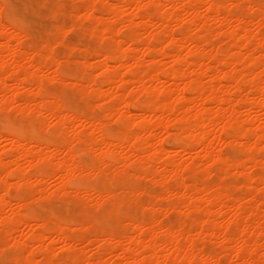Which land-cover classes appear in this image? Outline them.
Segmentation results:
<instances>
[{
	"label": "bare ground",
	"instance_id": "obj_1",
	"mask_svg": "<svg viewBox=\"0 0 264 264\" xmlns=\"http://www.w3.org/2000/svg\"><path fill=\"white\" fill-rule=\"evenodd\" d=\"M83 1L76 5L74 23L88 19L90 34L105 49H79L75 41L71 46L93 55L94 62L56 58L54 46L63 42L55 34L58 41L32 42L26 50L22 42L30 34L0 19V110L23 119L21 130L48 133L42 141L10 135L11 146L0 155V253L7 251L14 264H211V258L233 252L242 264H264V125H256V112L264 109V0ZM50 6L60 12L66 5L55 0ZM254 16L259 18L255 31L250 29ZM211 59L215 65L207 63ZM54 63H63L60 69L73 66V73L63 76ZM19 70L21 77L15 74ZM208 73L211 83L202 80ZM66 89L79 102L71 112L62 101ZM127 94L132 100H125ZM241 103L248 107L245 117ZM157 129L177 144L166 148L163 138L156 140ZM221 141L244 155L224 154L222 147L216 149ZM197 147L199 159L198 153L191 161L189 155L179 162L171 157L173 151L191 153ZM77 154L90 161L79 162ZM24 162L31 163L26 171L35 165L41 173L32 178ZM251 165L260 172L247 173ZM213 169L219 177L240 176L237 186L249 194L233 198L234 182L209 183ZM52 174L59 181L47 191L44 182ZM134 176L150 177L162 191L143 202V189L116 188ZM83 185L89 190H81ZM13 189L15 211L9 199ZM56 197L85 202L76 215L49 211L41 218L29 212L30 201ZM94 208L117 223L127 209L150 212L146 220L133 217L123 229L104 230L92 217ZM159 211L174 215V223L164 224ZM220 233L218 252L206 250L203 244Z\"/></svg>",
	"mask_w": 264,
	"mask_h": 264
},
{
	"label": "rangeland",
	"instance_id": "obj_2",
	"mask_svg": "<svg viewBox=\"0 0 264 264\" xmlns=\"http://www.w3.org/2000/svg\"><path fill=\"white\" fill-rule=\"evenodd\" d=\"M63 5H66V6H63L62 7V10L60 11V12H55L54 11V7L53 6H50L52 3H54L55 2V0H50V1H48L47 2V0H7V2L8 3H10V4H12V5H14V9H13V12L12 13H9V11H7V10H3V9H0V19L2 20V21H4V23H7V24H9L10 26H12V28H14V29H17V30H20V31H23V32H25L26 34H27V32H28V34H32L33 36H30V35H28V37L22 42V46H25V48L24 47H22V48H24V49H26V50H30V44L29 43H31L32 44V42H33V44L35 43V44H37V45H41L45 40H47V39H49L50 38V40H56V41H58L57 39H59V37L61 36V39H59L60 41H62L63 43H62V45H55L54 46V55H55V57L56 58H58V59H60V60H62V59H69V60H71V59H73L72 61H76V60H90L91 62H94L96 59H95V57L93 56V55H91V54H89V55H87V54H84L83 52H82V50H79V49H82L81 47H83L84 46V48L85 47H88L89 49H97V50H99V51H103L104 49H105V47L103 46L102 47V45H103V42H101V47L103 48V49H101V47H100V42L99 41H101L100 40V38L98 37V36H94L93 37V35H91L90 34V31H89V28H88V26H90V22H89V20L88 19H83V18H80L79 20H78V22H75L74 23V20H73V18L72 17H74L73 16V14L76 12V7H78V6H80L81 4H83V0H59ZM162 1H164V0H162ZM252 2H254V3H256L255 2V0H251ZM5 2V0H0V4H3ZM33 2V3H32ZM32 3V4H31ZM38 3H40L39 4V6H38ZM44 3V4H43ZM66 3V4H65ZM34 5V6H33ZM54 5V4H53ZM69 5V6H68ZM76 5H78V6H76ZM16 6V7H15ZM26 6V7H25ZM50 6V7H49ZM75 6V7H74ZM53 9V11H52V9ZM28 10V11H27ZM36 10V11H35ZM203 10V11H202ZM201 10V12L203 13H205V10L204 9H202ZM50 11H52V12H50ZM54 12H55V14H54ZM59 13V14H58ZM66 13H67V15H66ZM71 13V14H70ZM70 15V16H69ZM181 15L183 16V17H185V16H187L188 18L190 17V14L189 13H186V12H184V11H181ZM50 16V17H49ZM56 16V17H55ZM244 16H246V17H248L249 16V14L248 13H245L244 14ZM13 17H15L16 19H19V20H21V21H23V23H17L16 22V19H14ZM55 17V18H54ZM187 17H185V18H187ZM230 18V20L232 19L231 17H229ZM82 20V21H81ZM258 20H259V18H258V16L256 17V16H254L253 17V20H252V22H251V24H250V29L252 30L253 29V31H255V30H257L258 28ZM59 21V22H58ZM209 21H210V23L213 21L212 20V18L211 19H209ZM71 23V24H70ZM212 23H214V21L212 22ZM174 24V23H173ZM68 25V26H67ZM72 25H74L73 27H71ZM86 25H88V26H86ZM257 25V26H256ZM30 26V27H29ZM99 28H101V26L99 25L98 26ZM230 26H226V28H229ZM66 28V29H65ZM68 28V29H67ZM71 28V29H70ZM231 28V27H230ZM257 28V29H256ZM65 29V31L63 32V30ZM255 29V30H254ZM27 31V32H26ZM124 31V30H123ZM122 31V32H123ZM99 32V31H98ZM125 32V31H124ZM123 32V33H124ZM122 33V34H123ZM50 34H52V36L50 35ZM53 34H55L56 36H58L59 35V37L56 39V37L53 35ZM65 34V35H64ZM64 35V36H63ZM30 36V37H29ZM54 36V37H53ZM87 36V37H86ZM44 37H45V39H44ZM66 38V39H65ZM44 39V40H43ZM65 39V40H64ZM218 40H223V34L222 33H220L219 34V38H218ZM66 41V42H65ZM74 43H73V42ZM96 41H98V43H96ZM24 42H25V44H24ZM77 44L78 45V47H80L79 49H77V48H72V46L71 45H73V44ZM81 43H83V44H81ZM64 44H66V45H64ZM87 44V45H86ZM92 44V45H91ZM96 44V45H95ZM99 44V45H98ZM37 45L35 46L34 45V48H36L37 47ZM89 45H91V46H89ZM57 46V47H56ZM58 46H59V48L61 49V50H63L65 53H63V51L61 52L62 54L60 55V57L59 56H57L55 53L57 52V50H58ZM62 46H64V47H62ZM71 46V47H70ZM94 46V47H93ZM66 47H70L71 49H69V48H66ZM32 48V47H31ZM39 47H37V49H38ZM250 48H253V46L251 47L250 46ZM58 50V52H60L61 50ZM73 49V50H72ZM251 50V49H250ZM244 51H246L245 49H244ZM58 52H57V54H58ZM77 52V53H76ZM69 53V54H68ZM82 53V54H81ZM67 54V55H66ZM83 55V56H82ZM71 56V57H70ZM94 59V60H93ZM168 60V62L170 61L171 62V60H172V58L170 59V58H167ZM214 59H211V60H209V61H207V63H209L210 65H215L216 63H215V60L213 61ZM167 62V63H168ZM169 62V64H172V63H170ZM173 62V61H172ZM63 64V63H62ZM62 64L60 65V64H58V66H57V64H55L54 63V65H53V67H56L57 66V68H58V71H59V73L60 74H63V76H65L66 75V73H67V76L66 77H69L72 73H73V66H71V67H66V66H64L63 67V69H60V67L62 68ZM56 65V66H55ZM241 64H238L237 65V68H241ZM226 69H228L227 67H225ZM50 71H52V70H50ZM22 71L21 70H19V71H16V76H19V77H21V74H23V72L21 73ZM63 72V73H62ZM65 72V73H64ZM50 73V72H49ZM212 75V73H210V75H209V73L206 75V76H203L202 77V80L203 81H205V82H207V83H211V82H213V76H211ZM228 85V84H227ZM53 88H57V86L58 85H56V83H53L52 85H51ZM228 88H229V86H228ZM232 90V89H231ZM66 92L67 93H70L71 94V96H72V98H73V105H72V111L73 110H75V108H76V106H78V104H79V102H78V100L77 99H75L76 97H73V95H72V92L69 90V89H66ZM40 95H42V94H38L37 95V98H39V99H42V98H46L47 96H46V94H44L45 96H41L40 97ZM125 96V95H124ZM125 98V100L126 101H129L130 99L132 100V97L131 96H129L128 94L124 97ZM75 99V100H74ZM93 99V100H92ZM90 100H91V102L92 103H98V101H97V99L95 98V97H93V96H90ZM63 101V100H62ZM196 102H194V105H195V107L196 106H200L199 105V103H196ZM64 104V103H63ZM198 104V105H197ZM214 104H207L206 106H208V107H214L215 108V106L216 105H214ZM65 106V105H64ZM241 106H242V108L241 107H239V111L242 113V112H245V113H242L241 115L242 116H247L248 115V111L246 110V109H248V107L246 108V105L244 104V103H241ZM66 107V106H65ZM1 108V107H0ZM197 108V107H196ZM3 109V108H2ZM2 109L0 110V135L1 134H3L4 136H2V137H0V155H3V151L6 149V148H9L10 146H11V140L9 139L10 138V135L11 136H13V135H17V136H19V137H21V139H27V140H29V141H35V140H38V141H42L43 139H44V134H40V133H38L36 130H33V131H31V133H26V132H21V127H20V125L23 123V119H21L19 116H16L15 117V115H13V113H11V112H9V111H3L2 112ZM259 109V108H258ZM244 110V111H243ZM246 110V111H245ZM263 110V111H262ZM259 111V112H258ZM261 111V112H260ZM10 113V114H9ZM247 113V114H246ZM244 114V115H243ZM256 114H257V116H258V118H259V120H258V122H257V124L256 125H258V123L259 124H263L264 125V109H260V110H257V112H256ZM12 115V116H11ZM18 118V121L17 120H15V118ZM11 118V119H10ZM51 118V117H50ZM53 118V117H52ZM51 118V120H52V122H53V119ZM219 126V125H218ZM11 127H13V128H11ZM14 127H15V129L17 128L18 129V127H20L19 128V130H17V132H13L15 129H14ZM82 128V127H81ZM6 129V130H5ZM12 129H14V130H12ZM160 129H157L156 130V132L158 133L157 135H156V140H160L161 138H163L162 139V143L164 144V146L166 147V148H172V147H174L176 144H177V142H175L176 140H174V137L173 136H169V135H167L163 130H160ZM19 132H21V133H19ZM10 133H12V134H10ZM36 133V134H35ZM167 135V136H166ZM37 136H39L40 138L38 139L37 138ZM158 136V137H157ZM7 138V139H6ZM168 142H167V141ZM10 141V142H9ZM161 142V141H160ZM224 145V146H223ZM222 147V149H219V148H221ZM216 149H219V150H222V152L224 153V154H229L228 156H230L231 158H233V159H238V158H240V157H242L244 154H242V153H240V152H238V151H236V149L235 148H230V146H228V145H226V144H224L222 141H221V143L220 142H218L217 144H216ZM235 149V151H233ZM189 150V149H188ZM198 150H200V147H197L195 150H191L192 152L190 153L189 151L187 152V151H184V152H182L181 150H177V151H179V152H176V151H173V152H171L172 154H171V157H173L174 158V160H176V161H184L183 159L184 158H181V157H185V158H187L188 157V155H189V161H191L192 159H194L193 157L196 155L195 153H198L197 155H196V158H200V156L199 157H197L198 155H200L199 154V152H196V151H198ZM227 150V151H226ZM181 152V153H180ZM186 152V153H185ZM194 153V154H193ZM200 153H201V151H200ZM183 154V155H182ZM187 154V155H186ZM174 155V156H173ZM180 157H179V156ZM191 156H192V159H191ZM75 158H76V160H78V159H81L79 162H89L90 161V157L89 156H79L78 154L75 156ZM172 158V159H173ZM187 158V159H188ZM75 160V161H76ZM185 161H186V159H185ZM188 161V160H187ZM188 161V162H189ZM78 162V161H77ZM30 164V166H31V163H28V162H24V165H26V166H24V169L25 168H27L28 167V165ZM33 165V164H32ZM29 166V167H30ZM253 166L251 165V166H248V167H246L245 168V171L247 172V173H259L260 172V170H259V172H258V167L257 168H252ZM39 167L38 166H35V165H33L32 167H30V168H28L27 169V171H26V169H25V172L29 175V176H31L32 178H33V176H38L40 173H41V171L38 169ZM214 172H216L215 174L216 175H214ZM246 173V174H247ZM186 174H188V173H185V175ZM218 173H217V171H215V169H213V175L212 176H210L209 178H208V182L210 183V181H212V184L213 183H216L217 182V180L219 181V180H225V182L227 181V183L228 182H234V184H235V186L237 187V188H235V187H233L232 189L234 190H232L231 189V193H232V196H233V198L234 197H236V198H238V197H240V196H247L249 193L246 191V190H244V189H240L237 185L240 183V181H241V177L240 176H235V177H233L232 179L230 178V177H227V178H223V177H221L222 176V174H220L221 176L219 177V174L217 175ZM53 175H55V174H52V175H49L48 176V178L46 177V179L45 180H47L46 182H44V187H46V190L47 191H52V188L53 187H55V186H57V184H58V177L56 178L58 181H56V179H55V176H57V175H55V176H53ZM189 175V174H188ZM188 175H186V178L188 179ZM51 176V177H50ZM215 176V177H214ZM34 177V178H35ZM140 177H141V179H140ZM136 176H134V177H131V179H130V181L129 182H127V183H119V184H117V186H116V188L118 189V190H120V189H123V188H126V187H129V188H132V187H138V188H141L140 190H142L143 191V202H145V201H147V200H149L150 198L151 199H154V197L157 195V194H159L160 193V191H162V188H161V186L158 184V183H156V182H154L153 180H151L150 179V177L149 178H146V177H144V179H142L143 177L142 176H139V179L138 178H136ZM145 178H146V180H145ZM190 178V177H189ZM10 179H12L11 178V176H10ZM217 179V180H216ZM238 181V182H237ZM56 184V185H54V184ZM237 183V184H236ZM53 184V185H52ZM130 184V185H129ZM140 184H141V186H140ZM139 185V186H138ZM100 186V185H99ZM262 185H260V187H261ZM70 187V189H75V187H76V185L75 184H72V185H70L69 186ZM101 187V186H100ZM56 188V187H55ZM54 188V189H55ZM158 190V191H157ZM233 191V192H232ZM238 192V194H236ZM260 192L261 191H256V195H258L257 193H259V195H260ZM247 195H246V194ZM17 194H18V192L16 191V190H14L13 189V191H12V197H11V195H10V197H9V199L12 201V203H11V205H10V207L15 211L16 209H17V206H18V203H17V199H18V196H17ZM258 195V196H259ZM16 197H17V199H16ZM58 197H56V198H54L52 201H50V202H48V203H45V204H49L50 205V211L51 212H53V213H56V214H58V213H60V214H63L64 216H66L65 214L67 213V215H76V214H78L79 213V211H80V207L83 205V203L85 202V200L83 199V198H76V199H72V200H70L69 202H68V200H66V199H62V198H58ZM14 202V203H13ZM163 206L165 205V201H163ZM30 204H32V206H35V203L33 204V202L32 201H30ZM31 205H29V207H28V209L30 208L31 209V207H30ZM66 206H67V208H66ZM9 207V206H8ZM11 208H9V209H11ZM30 209H29V212H31L30 211ZM7 210H8V208H7ZM67 210H69V211H67ZM98 210V211H97ZM100 210V211H99ZM147 210V209H146ZM127 211V212H126ZM9 212H13V211H10L9 210ZM73 212V213H72ZM96 212V213H95ZM137 212V213H136ZM149 210H147V212L146 211H144V212H140V211H135L133 208L132 209H127V210H125V211H123L122 212V214H121V216H120V222H116L115 221V219L114 218H112V217H108L107 215H106V213H105V210H103V209H99V208H94V209H92L91 210V213H92V217L94 218V219H96L95 221H96V223H97V225L101 228V229H104V230H112V229H123L124 227H126V224L125 223H127V221H128V219H130V218H136L137 220H146V218H147V216H148V214H149ZM90 213V214H91ZM95 213V214H94ZM104 213V214H103ZM124 213V214H123ZM131 213V214H130ZM162 213H164V216H163V214ZM9 214V213H8ZM11 214V213H10ZM30 214V213H29ZM55 214V215H56ZM156 216H158L159 217V219L161 220V219H163V220H166V222L164 221V224L165 223H170V222H173L174 221V215H170V214H168V213H165V212H163V211H159V212H156ZM32 215V214H31ZM62 215V216H63ZM94 215H97V216H94ZM127 215V216H126ZM162 215V216H161ZM168 215L169 216H171V220H170V218H168ZM229 215V214H228ZM139 216V217H138ZM96 217V218H95ZM145 217V218H144ZM230 217V220H231V216H229ZM64 218V217H63ZM98 218V219H97ZM140 218V219H139ZM221 218V219H220ZM219 219H220V221H222V219H224V218H227L228 219V216L227 217H220ZM65 219H66V217H65ZM227 219H224V220H227ZM114 220V221H113ZM125 220H126V222H125ZM163 220H161L162 222H163ZM167 220H168V222H167ZM123 221V222H122ZM177 220H175V222H176ZM229 221V220H228ZM224 223H226L227 221H223ZM222 222V223H223ZM122 223V224H121ZM174 223V222H173ZM177 223V222H176ZM175 223V224H176ZM72 225H73V223H72ZM125 225V226H124ZM193 225L194 224H192L191 225V227H193ZM101 229H99V230H97L96 232H97V234H96V236H99L100 234H101ZM26 230H24V234H27V232H25ZM100 231V232H99ZM231 231H233V230H231V229H228V231H227V233H229V234H231ZM218 235H219V238H218ZM217 235V237H216V235H215V237L213 236V237H211L210 238V242H207L206 244H203L204 245V247H206L205 249L206 250H209V251H211V252H218V248H219V245H221V242L223 241V234L222 233H220V234H218ZM220 236H222L221 238H220ZM211 239H213L212 241H211ZM220 239H221V241H220ZM220 243V244H219ZM207 245V246H206ZM95 246V245H94ZM94 246H92L91 245V249H95L96 248V246H95V248H93ZM59 249L57 250V252H56V256L59 254ZM233 254V255H232ZM63 255V254H62ZM61 254H60V256L59 257H61L62 256ZM230 255H231V257H230ZM229 256H226V257H224V258H218V260H216L215 261V259L213 258H211V260H210V262H211V264H216L217 262H218V264H229V263H232V264H242V262H240V260L239 259H237L236 257H235V254L232 252L231 254H230ZM110 257H112V256H110ZM112 258H114V256L112 257ZM154 264H161L160 262H157V263H154Z\"/></svg>",
	"mask_w": 264,
	"mask_h": 264
},
{
	"label": "snow or ice",
	"instance_id": "obj_3",
	"mask_svg": "<svg viewBox=\"0 0 264 264\" xmlns=\"http://www.w3.org/2000/svg\"><path fill=\"white\" fill-rule=\"evenodd\" d=\"M262 7H264V6H262ZM0 9L7 10V11H9V13H12L13 9H14V5L8 3L7 0H5V2L3 4H0ZM13 18L16 19L15 17H13ZM16 22L17 23H23V21H21L19 19H16ZM61 95H62V100H63L64 104L66 105L65 111L71 112L72 111V105H73V98H72L71 94L67 93L65 90V92L62 93ZM21 132L22 133L23 132L31 133V129H27V130L22 129ZM47 135H48V133H44V136H47ZM37 138L39 139L40 137L37 136ZM93 187L95 188L96 191H101L99 185H95ZM81 190L88 191L89 186L83 185ZM30 211L33 215L42 218V217H45L47 215V213L50 211V205L38 201L35 204V206L30 209ZM7 257H8L7 251L0 253V264H14V262L12 260L8 259ZM15 264H24V262L17 260V261H15Z\"/></svg>",
	"mask_w": 264,
	"mask_h": 264
}]
</instances>
